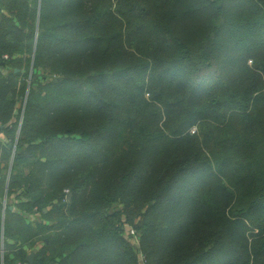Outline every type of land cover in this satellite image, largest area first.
I'll use <instances>...</instances> for the list:
<instances>
[{"label": "trees", "instance_id": "1", "mask_svg": "<svg viewBox=\"0 0 264 264\" xmlns=\"http://www.w3.org/2000/svg\"><path fill=\"white\" fill-rule=\"evenodd\" d=\"M1 132L4 264H264V0H0Z\"/></svg>", "mask_w": 264, "mask_h": 264}, {"label": "crops", "instance_id": "2", "mask_svg": "<svg viewBox=\"0 0 264 264\" xmlns=\"http://www.w3.org/2000/svg\"><path fill=\"white\" fill-rule=\"evenodd\" d=\"M0 140L2 142H4L5 146H7V142H9V140L7 139V137L5 136V134L3 132L0 133ZM9 148H11V145L9 146ZM2 148H0V185H1V181L3 178V170L5 168V164L6 162L2 160ZM12 163V158L10 161V166ZM10 170V167H9ZM9 170H8V176H9ZM8 178V177H7ZM7 201H8V179H7V184H6V188H5V193L2 199L3 202V211H2V215L0 217V264H4V252H5V235H4V229H5V214H6V206H7ZM11 209H13V206H11ZM31 219L35 218L33 215L30 216ZM27 248V246H25ZM40 247L37 246L36 249H29L28 250V261L32 262L35 259L36 256V251L39 249Z\"/></svg>", "mask_w": 264, "mask_h": 264}, {"label": "water", "instance_id": "3", "mask_svg": "<svg viewBox=\"0 0 264 264\" xmlns=\"http://www.w3.org/2000/svg\"><path fill=\"white\" fill-rule=\"evenodd\" d=\"M32 72H33V67L31 68V73H32ZM27 95H28V93H27ZM26 100H27V96H26ZM26 100H25V102H26ZM24 110H25V104H24V108H23V111H22V114H21L20 127H21V124H22V121H23V118H24ZM15 113H16V114H19V111L16 110ZM11 147H13V155H12V163H11L10 170H9L8 184H9V178H10V176H11L12 165H13L14 156H15V152H16V144H15V145H12Z\"/></svg>", "mask_w": 264, "mask_h": 264}, {"label": "rangeland", "instance_id": "4", "mask_svg": "<svg viewBox=\"0 0 264 264\" xmlns=\"http://www.w3.org/2000/svg\"><path fill=\"white\" fill-rule=\"evenodd\" d=\"M65 193H66V191H65ZM64 201L66 202V204H71L70 193H66ZM128 228H130V227H128ZM130 230H131V233L134 234V235L136 236L135 239H138V238H139V234L136 232V230L133 229V228H130ZM137 237H138V238H137ZM136 242H137V241H136ZM144 258H145V257H144ZM144 260H145V259H144Z\"/></svg>", "mask_w": 264, "mask_h": 264}, {"label": "built area", "instance_id": "5", "mask_svg": "<svg viewBox=\"0 0 264 264\" xmlns=\"http://www.w3.org/2000/svg\"><path fill=\"white\" fill-rule=\"evenodd\" d=\"M66 193H69V190H66ZM142 259H145L144 256H142Z\"/></svg>", "mask_w": 264, "mask_h": 264}]
</instances>
